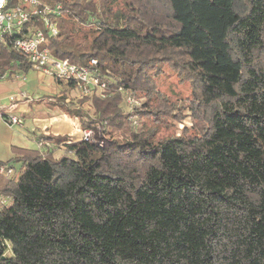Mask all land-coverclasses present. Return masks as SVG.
Segmentation results:
<instances>
[{
	"label": "trees",
	"instance_id": "obj_1",
	"mask_svg": "<svg viewBox=\"0 0 264 264\" xmlns=\"http://www.w3.org/2000/svg\"><path fill=\"white\" fill-rule=\"evenodd\" d=\"M45 1L62 9L43 46L98 60L108 93L84 98L125 133L67 142L60 157L13 146L0 264H264V0ZM11 39L2 79L31 70ZM166 68L191 84L200 133L159 135L178 116L157 88ZM120 87L147 91L137 113L153 125L132 129Z\"/></svg>",
	"mask_w": 264,
	"mask_h": 264
},
{
	"label": "built area",
	"instance_id": "obj_2",
	"mask_svg": "<svg viewBox=\"0 0 264 264\" xmlns=\"http://www.w3.org/2000/svg\"><path fill=\"white\" fill-rule=\"evenodd\" d=\"M61 9L60 3L45 0H20L15 5H10V0H0V44L6 41L7 36H10L14 48L25 54L32 70L40 71L67 84H72L87 94L92 92L104 94L107 91V82L98 74L97 59H91L87 65H78L68 59L55 57L47 46H43L47 42L48 36L55 37L59 32L54 17L60 15ZM36 19L43 22V27L30 26V23ZM7 75L10 74L7 73L6 78ZM14 75L26 79V72L19 71ZM0 80H2L1 77ZM20 95L30 99L24 91H20ZM127 99L132 102V95H127ZM5 119L11 125L24 123L23 118L13 112H9ZM80 139L97 143L91 129H84ZM74 140L69 138L65 144ZM37 145L41 150L45 146H49L50 141L40 137L37 140ZM14 171L15 169L11 164L0 163V175L10 177ZM8 200L9 198H3L0 195V201L6 203Z\"/></svg>",
	"mask_w": 264,
	"mask_h": 264
},
{
	"label": "rangeland",
	"instance_id": "obj_3",
	"mask_svg": "<svg viewBox=\"0 0 264 264\" xmlns=\"http://www.w3.org/2000/svg\"><path fill=\"white\" fill-rule=\"evenodd\" d=\"M29 71L27 74L28 83L33 82L36 85L39 84L36 71L32 69ZM156 80L157 88L159 89V91L164 92L171 100H173L178 105L175 109V114H177L178 116L174 115V117L169 118V121L167 123L160 125L158 128V131L160 132L159 135L164 137L174 134L180 135L184 130L192 134L200 133L197 124L199 118L195 117L194 111L190 105L192 98L191 84L188 81L181 80V78L169 68H166V71L163 73V75L158 77ZM48 84L49 83L45 82V86H48ZM73 89L74 90H70L68 94L69 96L65 94L61 97H54L55 100L51 101L48 99L50 96L44 95L46 97V102L48 101L47 104H49L50 106H55L50 107L52 110H57L58 112L62 113L65 112L66 115L68 114V117L70 116L68 121L74 131L66 134V137H68V139L81 138L82 131L84 129H91L94 132L95 138L97 140L96 144L99 147H103L106 141L111 138V136H123L125 132L122 128L115 129L110 126H103L102 122L99 120V114H97L92 101L90 99L84 98V96L87 94L84 90L76 87H73ZM119 91L121 97V105L127 114V119L132 129L135 132H139L147 124L153 125V120L151 119V117L147 116L146 114L137 113L138 109L141 108L148 99L147 91L143 88L124 87H120ZM24 92H26V90H24ZM107 93L108 91H106L104 94L95 92V94L100 95L101 97L105 96ZM129 94H131L133 97L132 102L128 101L127 99V95ZM66 97H69V99L66 100ZM50 108H46V110L48 111V109ZM37 112L38 111H35V113ZM88 121H92V127L94 128H88L90 127L87 126ZM27 122L28 127H23L17 124L13 125L17 130V134L19 133V136L22 140V136H26L23 142L30 140L28 138L29 136L31 137L36 135L32 132L33 125L30 123L33 121L29 119ZM18 128H20L19 131ZM33 144L34 145L32 146H35L37 148V140H34ZM63 153L64 150H53V155L56 157H60Z\"/></svg>",
	"mask_w": 264,
	"mask_h": 264
},
{
	"label": "crops",
	"instance_id": "obj_4",
	"mask_svg": "<svg viewBox=\"0 0 264 264\" xmlns=\"http://www.w3.org/2000/svg\"><path fill=\"white\" fill-rule=\"evenodd\" d=\"M34 71H36L39 80V84L37 85L33 82L28 83V72H26L25 80H21V78L16 77L14 74L0 80V163L13 164L12 159L15 156L13 151L14 145L38 149L41 153H48L55 149L65 150V140L68 139L66 134L74 131L68 121L70 116L68 117V114L66 115L65 112L52 110L50 107L55 106L47 104L48 101L46 102L45 97L46 95L50 96L48 99L51 101L65 94L69 96L68 94L70 90H74V86L52 76L45 75L40 71ZM45 82L49 83L48 86H45ZM24 90H26L27 96L30 99L20 95V91ZM68 99L69 97H66V100ZM46 108L50 109L47 111ZM35 111L38 112L35 113ZM9 112H13L23 118L24 123L20 126L28 127L27 121L29 119L32 120L33 122H30L33 125L32 132L36 135L29 136L30 140L23 142L26 136H22V140L19 133L17 134L15 126L9 124L5 119ZM19 130L20 128H18ZM43 135L64 136L65 140L58 143L55 139L47 138L50 141V145L45 146L41 150L38 146L37 148L32 146L34 145V140H38ZM8 202L0 201V208Z\"/></svg>",
	"mask_w": 264,
	"mask_h": 264
}]
</instances>
